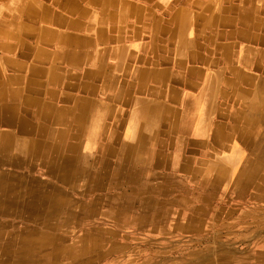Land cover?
Segmentation results:
<instances>
[{"label": "crops", "instance_id": "0c3cea01", "mask_svg": "<svg viewBox=\"0 0 264 264\" xmlns=\"http://www.w3.org/2000/svg\"><path fill=\"white\" fill-rule=\"evenodd\" d=\"M153 111L151 142L172 163L152 175L204 186L210 160L223 159L224 177L231 168L240 191L264 201V0H0V134L61 133L75 159L71 143L90 154L136 144ZM27 114L37 134L23 130ZM41 156L32 169L49 174Z\"/></svg>", "mask_w": 264, "mask_h": 264}, {"label": "rangeland", "instance_id": "374dc122", "mask_svg": "<svg viewBox=\"0 0 264 264\" xmlns=\"http://www.w3.org/2000/svg\"><path fill=\"white\" fill-rule=\"evenodd\" d=\"M241 129L239 135L244 137L246 128ZM226 165L223 159L210 160V166L216 167H209L204 186L165 170L152 175L154 168H145L143 182L151 178L152 186L158 182V190L147 189L143 182L133 187L129 181L108 178L92 189L85 184L82 189V180L72 190L53 182L52 187L58 186L57 192L69 199L68 207L51 208L49 215L35 220H25L29 215L25 209L21 215L0 214V258L6 264H264V201L250 200L248 191H240L231 168L224 177ZM10 172L26 181L33 174L40 186L48 176L36 167L27 175L3 168L0 177ZM2 180L0 187L13 183L19 200L29 197L30 185L26 184V191L9 178ZM179 188L180 194L187 191L186 202L175 200L172 192ZM51 190L44 189L48 197L57 193ZM48 225L53 231H47ZM45 240L53 245L44 244Z\"/></svg>", "mask_w": 264, "mask_h": 264}, {"label": "bare ground", "instance_id": "6f19581e", "mask_svg": "<svg viewBox=\"0 0 264 264\" xmlns=\"http://www.w3.org/2000/svg\"><path fill=\"white\" fill-rule=\"evenodd\" d=\"M244 22H245V20H244ZM35 109H36V107L34 104L33 110H35ZM37 113H38V110L36 109L30 115L33 116V115H36ZM61 114H62V112H58V114L55 115L56 118L54 119L61 124L60 128H59L60 131H61V129H63V127H62L63 126V124H62L63 120H61V118H60ZM28 115L29 114L26 115L24 120H26ZM169 116L170 115H168V117ZM142 119H143L142 122H144L143 124H145V125L141 124V127L138 128V130L136 131L138 133V137L136 136V138H139V141L136 144H134V143L131 144L127 141H124V142H122L119 149H110V150L106 146H102V147L98 146L99 151H96L95 153H96V155H98L99 158L96 160L93 158V155L95 153L90 154L89 153L90 150L88 152L83 151L81 148V145H82L81 143L79 145L75 144V143H71L68 145V147L72 151L71 155L75 156V159L65 158L64 150H65L66 145L69 142L67 141V144H65L64 139L63 138L60 139V136H61L60 132H59L60 134L57 135V137H59V138L56 140H53V141H49L46 139L41 140L38 138L33 139L30 136L26 137V139H18L17 140V139L11 138L7 134H0V169L9 168L10 170L12 169L15 171H19L21 173L22 172L24 173L25 171L30 172L33 170L32 167L34 165V162L39 160L42 157L41 155L43 154V155H47V157L44 156L46 161H47V162H45V164L48 165V170H50V172L48 171L50 175L48 174L47 179L43 180L41 186H40V184L36 185V183H40V182H37L36 176H33V174L28 176V178H30L31 180H27V181H26V179L21 178L20 174H19V176H16V174L12 173V172H10L7 175V177L6 176L0 177V182L3 181L2 179L9 178L10 180L14 181V185L18 183L17 184L18 186L17 185H15V186L21 187L23 190H26V191L28 190V189H26V188H28L27 185H30L29 190L31 191L30 193L28 192L29 197L27 196L26 200H19V197L17 195H14V193H13L14 188L11 186L13 183L11 185H6L7 188L1 186L0 187V214L11 215L12 213L16 212L15 215H21L22 212H24V211H22V209H25L29 213V215L27 216V219H25V218L24 219L25 220H28V219L35 220L37 217H45V216L49 215L48 210L50 211L51 208L63 209L65 207H68V203L70 202L69 199H66L62 192H60V191L57 192L58 186L52 187L53 182H54V184H55V182L60 184V187L62 185L65 189H67V187H69L72 190V187L73 188L75 187L74 186L75 182L82 180L81 181L82 182V189L84 187V184H85V186L88 187V189H92V188L96 187V185L103 178H110L112 180V182H116V183H118L119 181H123V180L129 181L132 184V186L134 187L138 183L143 182V174L145 172V168H147V169L151 168L152 169V167H153L156 169H161V168L165 167L167 169L166 166H168V165H165V164L167 162L172 163L171 160L166 161L163 158V156L161 154H159V152H157V151L155 152V145H153V143L151 142V139H152L151 135H153V134H151V128H153V127L149 126V125L156 122L155 111L150 112V113L145 112L144 118H142ZM21 126L27 134H37L39 132V128H38L39 126L35 125V124L33 125L31 120L24 121V123ZM178 130L180 131L182 129L178 128ZM152 132H153V130H152ZM29 138H31V139H29ZM180 145L181 144H178L179 147H180ZM87 146H89V145L87 144ZM93 148L94 147H92L91 149H93ZM142 153L148 154V158L144 159V157H143V159H140V158L137 159V155L142 154ZM134 154H136V155L133 156ZM89 156H91V158H89ZM132 157L136 159L134 161L135 163L132 161ZM89 160L92 163H94L95 161H98V163H99L98 168L94 169L92 171L93 173L91 175L86 174V172L88 171L86 168L92 167L90 165L91 162ZM137 161L141 162L142 165H146L144 170L142 167L137 166V164H138V163H136ZM173 164L176 167H178L177 169L180 170L181 172H184L186 170V165L182 162H179V160H177V159L174 160ZM260 168H262V166L258 161V163L256 165V174H255V170H254L253 171L254 175L250 176V178L248 180H246L245 182H242L243 187L247 184H250V183L256 184L255 182H253V179H258L260 177V174L258 173ZM206 172L207 173L209 172L208 167L206 168ZM25 173H24V175H27ZM174 178H176V177H174ZM263 179H264V177H263ZM182 181H184V180L182 179ZM20 183H24L25 185L26 184L27 185L26 186L24 184L19 185ZM34 183H35V185H33ZM143 183H144V185H146L147 189L151 186L148 179H145ZM236 184H237V182H236ZM32 185L35 188L33 190L31 189ZM232 187H234V186H232ZM45 188H50V189H52L51 191H56L57 193L48 197L45 194V191H44ZM74 190H76V189H74ZM180 190H182V188H179L178 190H174L172 192V194H173L174 198L176 197L175 200L177 199V201H181L183 199L182 201L184 202L185 201L184 198H186L187 192L181 191L184 193L180 194V192H179ZM51 191H49V192L52 193ZM44 195H46V196H44ZM47 200H49V202H46ZM90 200H92V199H90ZM40 205L41 206L45 205L47 207L46 211L45 210L40 211L41 209L38 210L37 208ZM70 209H71V207H70ZM93 215H91V216H93ZM114 217L115 216H113V218ZM60 218H62V217H60ZM75 219H76V217H75ZM31 225H33V224H31ZM47 227H48L47 228L48 232H51L54 229L53 225H48ZM41 229L43 231L46 230L45 228H41ZM31 230H32V227H31ZM23 232H24V229H23ZM0 241L3 243V240L1 237H0ZM48 243L50 245H53V242H49V241H46V243H44V244H48ZM0 255H1V253H0ZM10 256L7 257L8 260H9ZM4 258H5V256H4ZM17 261L18 260H16V262ZM0 264H6L4 262V259L1 260V258H0Z\"/></svg>", "mask_w": 264, "mask_h": 264}]
</instances>
